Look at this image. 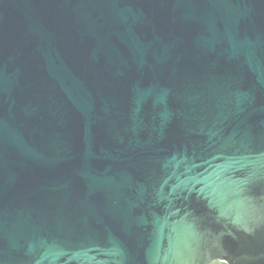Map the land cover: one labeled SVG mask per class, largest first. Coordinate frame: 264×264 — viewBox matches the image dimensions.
Here are the masks:
<instances>
[{"label":"water","instance_id":"obj_1","mask_svg":"<svg viewBox=\"0 0 264 264\" xmlns=\"http://www.w3.org/2000/svg\"><path fill=\"white\" fill-rule=\"evenodd\" d=\"M264 264V0H0V264Z\"/></svg>","mask_w":264,"mask_h":264},{"label":"rangeland","instance_id":"obj_2","mask_svg":"<svg viewBox=\"0 0 264 264\" xmlns=\"http://www.w3.org/2000/svg\"><path fill=\"white\" fill-rule=\"evenodd\" d=\"M214 264H225V263H222V262H216V263H214Z\"/></svg>","mask_w":264,"mask_h":264}]
</instances>
